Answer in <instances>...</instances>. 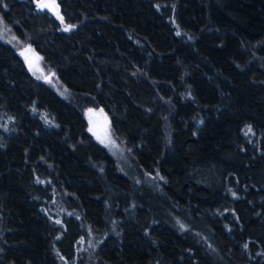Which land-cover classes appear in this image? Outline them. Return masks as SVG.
Here are the masks:
<instances>
[{"label": "trees", "instance_id": "obj_1", "mask_svg": "<svg viewBox=\"0 0 264 264\" xmlns=\"http://www.w3.org/2000/svg\"><path fill=\"white\" fill-rule=\"evenodd\" d=\"M56 1L0 0V264H264V0Z\"/></svg>", "mask_w": 264, "mask_h": 264}, {"label": "rangeland", "instance_id": "obj_2", "mask_svg": "<svg viewBox=\"0 0 264 264\" xmlns=\"http://www.w3.org/2000/svg\"><path fill=\"white\" fill-rule=\"evenodd\" d=\"M47 5V6H46ZM38 12H48L53 16L59 23L60 26L64 29L71 28L65 24L64 18L60 12V7L57 4L56 0H37L36 3ZM0 36L7 40L9 43L13 44L18 48L20 53L29 45L19 44L18 40L11 33L10 29L0 21ZM15 41V42H14ZM17 42V43H16ZM39 56L36 54L34 49L32 53L28 56L25 61L30 70L37 68L39 64ZM45 80H42L48 86L53 88L57 93L64 96L62 93L68 92L67 89L57 81V77L53 72L44 76ZM57 84V86H55ZM93 111V114H88V125L89 131L95 138V140L103 146L108 153L116 160L118 165L124 169L130 167V161L124 151V147L117 141L114 137L111 119L109 115L103 110H89Z\"/></svg>", "mask_w": 264, "mask_h": 264}, {"label": "water", "instance_id": "obj_3", "mask_svg": "<svg viewBox=\"0 0 264 264\" xmlns=\"http://www.w3.org/2000/svg\"><path fill=\"white\" fill-rule=\"evenodd\" d=\"M32 53V47L31 46H27L25 49H23L19 55L22 59H26L28 56H30V54ZM90 115L93 114V111L89 112Z\"/></svg>", "mask_w": 264, "mask_h": 264}, {"label": "snow or ice", "instance_id": "obj_4", "mask_svg": "<svg viewBox=\"0 0 264 264\" xmlns=\"http://www.w3.org/2000/svg\"><path fill=\"white\" fill-rule=\"evenodd\" d=\"M47 6V5H46Z\"/></svg>", "mask_w": 264, "mask_h": 264}]
</instances>
